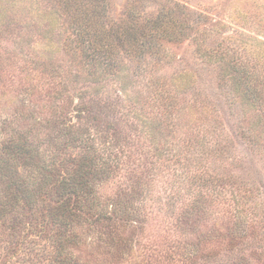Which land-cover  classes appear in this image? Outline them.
<instances>
[{
	"label": "rangeland",
	"instance_id": "rangeland-1",
	"mask_svg": "<svg viewBox=\"0 0 264 264\" xmlns=\"http://www.w3.org/2000/svg\"><path fill=\"white\" fill-rule=\"evenodd\" d=\"M106 1L110 58L71 0H0V151L27 135L63 176L79 123L119 159L101 212L59 227L8 205L0 264H58L60 241L66 264H264V0Z\"/></svg>",
	"mask_w": 264,
	"mask_h": 264
},
{
	"label": "trees",
	"instance_id": "trees-1",
	"mask_svg": "<svg viewBox=\"0 0 264 264\" xmlns=\"http://www.w3.org/2000/svg\"><path fill=\"white\" fill-rule=\"evenodd\" d=\"M76 11L75 17L80 16L78 28L85 33L87 41L93 50L106 58H110L108 43L105 36L99 33V21L105 18L106 0H71ZM83 19V21H82ZM129 27L125 29L127 32ZM62 136L67 141L78 139L86 147L81 155L72 159L71 170H66L60 176L57 161L44 158L46 148L40 141H30L27 135L16 137L15 140H7L3 150L0 151V179L5 182V199L0 201V218L8 205L17 207L22 204H43V217L50 219L53 225L59 227L66 225V220H80L97 210L101 212L105 205L101 203V197L97 195L94 181L104 175H108L118 162L113 141L111 143L103 139L101 132L89 130L81 124L71 123L61 129ZM51 145L50 141L46 142ZM20 161V168L13 167ZM47 199L52 202L46 205ZM100 206V210L97 208ZM96 212V211H94ZM124 217L130 213L126 204H112L110 211ZM45 223H40V225ZM46 225V224H45ZM65 250L64 242L57 245L58 264H66V259L61 258Z\"/></svg>",
	"mask_w": 264,
	"mask_h": 264
}]
</instances>
